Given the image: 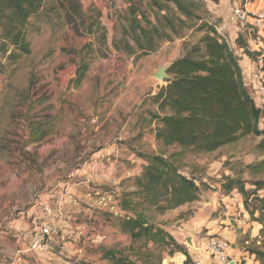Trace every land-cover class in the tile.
<instances>
[{"label": "rangeland", "instance_id": "obj_1", "mask_svg": "<svg viewBox=\"0 0 264 264\" xmlns=\"http://www.w3.org/2000/svg\"><path fill=\"white\" fill-rule=\"evenodd\" d=\"M81 1L86 25L99 23L106 41L59 18L62 11H41L27 27L31 53L0 52V264H111L101 247L129 243L114 219L126 214L119 207L124 196L152 209L187 247V264H221L208 249L211 239L228 242L230 261L239 253L238 264H264L247 250L264 241L260 232L252 237L239 227L254 222L243 196L222 189L225 175L264 159L256 150L261 137L246 134L247 112L229 62L209 51L195 29L149 54L118 52L113 40L121 23L128 25L129 1L140 2L155 22L152 0ZM220 12L211 11L218 31L263 108L264 76L255 77L264 75L262 56L249 57L236 42L244 35L251 51H259L258 28ZM188 52L193 63L173 69ZM83 58L86 79L74 88L70 81ZM163 66L168 78H155ZM232 125L239 129L227 132ZM172 153H178L177 174L154 158ZM177 175L195 181L196 199L161 213L158 207L178 197ZM165 256L163 264L181 263L179 254Z\"/></svg>", "mask_w": 264, "mask_h": 264}, {"label": "trees", "instance_id": "obj_2", "mask_svg": "<svg viewBox=\"0 0 264 264\" xmlns=\"http://www.w3.org/2000/svg\"><path fill=\"white\" fill-rule=\"evenodd\" d=\"M152 3L155 22L150 20L140 2L129 1L128 9L123 16L128 25L121 23L119 35L113 40L114 49L128 55L149 54L157 51L164 42L186 37L193 29L202 33L200 42L204 43L209 51L221 53L229 62L243 110L247 112L246 134L261 137L256 150L264 156V127H260L261 123L264 125V107H258L246 89L239 59L226 36L218 31L219 20L214 18L207 7V0H152ZM41 11H62L59 13V18L63 17L68 24H72L77 29L83 28L84 32L97 33L106 41L105 30L99 23L91 22L88 26L86 25V12L81 0H57V2L0 0V52L10 51V58L31 53L26 36L27 27L31 18ZM78 22L80 27L76 26ZM236 42L249 57L261 56L260 51H251L244 35H239ZM16 51L20 53L17 54ZM192 63L191 53L188 52L174 63L173 69L182 70ZM88 67L89 63L83 58L75 77L70 81L72 87L82 86ZM231 129L227 132L237 131L239 127L232 125ZM38 130L39 127L33 128L32 142L41 140L35 137ZM227 132L222 131V134ZM177 156L178 153H172L167 157L160 155L154 158L177 174L179 171ZM177 177L179 179L173 185V194L178 197L169 207H158L161 213L196 199L199 187L195 181L182 175ZM247 185H251L253 189H248ZM222 189L226 194L237 190L243 196L244 208L252 221L261 224L260 236L264 238V196L259 193L264 190V159L243 165L234 176L225 175ZM119 207L126 214L114 219L120 231L128 235L129 243L110 248L101 247L103 259L111 264H163L166 254L170 256L182 254L186 257L185 264L192 261L187 247L179 243L175 236L163 226V223L156 219L152 209L135 204L126 196L121 198ZM247 250L251 255H255L257 260L264 262V241L261 245H256V240L252 241Z\"/></svg>", "mask_w": 264, "mask_h": 264}, {"label": "built area", "instance_id": "obj_3", "mask_svg": "<svg viewBox=\"0 0 264 264\" xmlns=\"http://www.w3.org/2000/svg\"><path fill=\"white\" fill-rule=\"evenodd\" d=\"M250 0H247L243 5L233 4L227 10V15L235 21H239L241 23L249 22L258 28V41L255 43L259 47L257 48L261 52L262 59H264V7L260 8L257 11H250L248 9V3ZM262 32V33H261ZM263 74H256L255 77L263 78ZM46 233H49L48 229H45ZM208 249L211 252V256H213L219 263L221 264H231L228 250V242L223 239H211L208 242Z\"/></svg>", "mask_w": 264, "mask_h": 264}, {"label": "crops", "instance_id": "obj_4", "mask_svg": "<svg viewBox=\"0 0 264 264\" xmlns=\"http://www.w3.org/2000/svg\"><path fill=\"white\" fill-rule=\"evenodd\" d=\"M238 1H241V0H234L233 2H232V0H218V1L207 0V2H208L207 6L209 7V10L212 11L214 14H220L221 13L220 11H222V13L227 15L228 8L231 5H233V3L238 4ZM256 5L259 6V8L257 10L262 8V7H260L262 5V2L260 0H259V3H256ZM256 5H255V7H256ZM247 6H248V9L250 11L255 9V7H253L254 3H248ZM243 224H245V225H240L239 227L244 228V232L246 230L250 229V233H251L252 237H255V236L259 235V232H260V229H261V224L255 222V221L254 222H249V221L247 222V220H245V222ZM238 254L239 253H236L235 258L233 259V261H231V264L234 263V262H235V264H238L237 263V259H238V256H239ZM175 258H179L181 260L180 264H182L186 257L184 255H182V254H179V256L175 257ZM175 258H171V261L175 260Z\"/></svg>", "mask_w": 264, "mask_h": 264}, {"label": "water", "instance_id": "obj_5", "mask_svg": "<svg viewBox=\"0 0 264 264\" xmlns=\"http://www.w3.org/2000/svg\"><path fill=\"white\" fill-rule=\"evenodd\" d=\"M167 66H163L161 67L157 73L154 74V77L157 79H167L168 78V74H167Z\"/></svg>", "mask_w": 264, "mask_h": 264}]
</instances>
